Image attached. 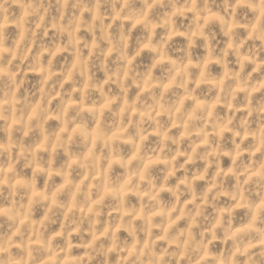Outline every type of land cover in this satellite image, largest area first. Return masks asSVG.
Masks as SVG:
<instances>
[{
    "label": "clouds",
    "instance_id": "1",
    "mask_svg": "<svg viewBox=\"0 0 264 264\" xmlns=\"http://www.w3.org/2000/svg\"><path fill=\"white\" fill-rule=\"evenodd\" d=\"M0 264H264V0H0Z\"/></svg>",
    "mask_w": 264,
    "mask_h": 264
}]
</instances>
